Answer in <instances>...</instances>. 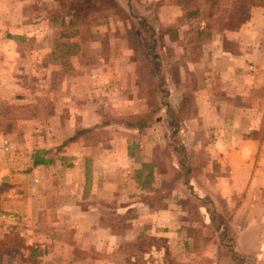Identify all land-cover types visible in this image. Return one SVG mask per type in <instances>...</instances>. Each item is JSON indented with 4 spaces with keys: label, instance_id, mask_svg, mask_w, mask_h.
Wrapping results in <instances>:
<instances>
[{
    "label": "rangeland",
    "instance_id": "obj_1",
    "mask_svg": "<svg viewBox=\"0 0 264 264\" xmlns=\"http://www.w3.org/2000/svg\"><path fill=\"white\" fill-rule=\"evenodd\" d=\"M221 48L243 68L208 78ZM0 102V264L89 225L127 233L76 264H238L264 233V0H0Z\"/></svg>",
    "mask_w": 264,
    "mask_h": 264
},
{
    "label": "crops",
    "instance_id": "obj_2",
    "mask_svg": "<svg viewBox=\"0 0 264 264\" xmlns=\"http://www.w3.org/2000/svg\"><path fill=\"white\" fill-rule=\"evenodd\" d=\"M219 52H220V55H224L226 57L228 56L230 58H233L232 63H230V62L225 63L224 61H217L216 63H217L219 68H212L211 69L210 68L211 66L209 65L207 75L209 74L210 71L212 72L214 70H217V72H218L219 70H226V69H228V71H232V74H233V72L236 71L235 69H238L239 67L243 68V65H241L242 62L237 63V61L243 57L242 55L237 54V55L231 56L227 51H224V49H222V48L220 49ZM226 66H228V68H225ZM237 74H239V72H237ZM223 75L225 76L227 74H224L223 71L221 73H219V77H222ZM208 78H209V75H208ZM221 82H223V81L221 80ZM203 83H206V79L203 81ZM89 177L90 176L88 174V176H86V178L84 177V179H83V181L86 180V182L83 183V188L81 187V189H80V192H79L80 199L82 198L83 191L86 192L89 188L88 187ZM60 191L64 192L62 190H60ZM59 194H63V193H59ZM77 212L79 214L80 213L85 214L86 211L84 208H82V209H79ZM258 222H260L259 224H261V227H262L261 232H264V220H260ZM93 226H97V224H94ZM251 226H253V224H251ZM72 227L75 229L79 228V226H72ZM92 229L93 228L90 225L87 227H84V226L80 227V238L76 239L74 242L67 243L66 241H63V242H60L56 245L55 240H48V239H47V241L45 240L46 242L43 245V247L46 248L47 252H46V254H45V252H42V253H44V254H42L43 256L38 257V258L42 259L43 261L46 260L47 264H56V262H63L62 264H76L77 262H82V260L85 262L86 261H92V257L97 254V251L100 247L101 248L102 247H109L111 245L112 241H116L118 245L121 244L123 241L124 235L127 233V232H124V233H121L119 235L116 234L118 236H115V234L112 233L110 226L108 224H106L101 229H97L94 231H92ZM253 229H255V228H253ZM256 230H258V229H256ZM260 237L261 238L257 237V234H255L253 231H251L250 238L246 241V244L243 245L242 243H240V249H236L235 252L238 254L241 253V255L248 252V253H250V255H252L253 257H255L257 259L261 258L264 262V233L262 235H260ZM104 244H106L107 246H105ZM111 247H114L113 244ZM116 249L117 248L114 247V249H112V250H114L113 252H115ZM92 251H94V253ZM57 253H59L58 254L59 255V258H58L59 261H56ZM32 259H35V257ZM71 261H73V263H70ZM260 264H262V263H260Z\"/></svg>",
    "mask_w": 264,
    "mask_h": 264
},
{
    "label": "trees",
    "instance_id": "obj_3",
    "mask_svg": "<svg viewBox=\"0 0 264 264\" xmlns=\"http://www.w3.org/2000/svg\"><path fill=\"white\" fill-rule=\"evenodd\" d=\"M120 13H122V12L120 11ZM142 20H144V19H142ZM141 27L143 28L144 25H142ZM148 32L149 31L147 29L143 32L145 34L144 38L146 39V42H145V45H142L141 51L145 54L146 59L150 63V60L155 59L157 57L156 56L157 54L154 53V51H153V45L155 44V40L153 38L154 36H152V33L148 34ZM148 69H149V67H148ZM148 71H150V69ZM183 98H184V102H185L184 104L186 105V107L187 108L191 107L192 103L186 102L187 100H190V98H187V96L185 94H184ZM26 108H29V107L17 108L18 114H22L23 110H26ZM166 108H168L167 111H168V113H170L169 107L166 106ZM13 110L14 109L11 108L10 106L3 105L0 102V129L3 133H8L10 128H11V121L14 118L13 114H12V112H14ZM11 114H12V116H10V118H9L8 116ZM175 118H176V116H175ZM146 119L147 118H138V117L126 118L124 121V123H125L124 127H126L127 129H133V130H137V131L143 130L146 126V122H147ZM85 132H87V130H82V131L76 132L71 138H69L66 141V143L74 141L78 135L85 133ZM50 163H51L50 159L44 158V156H41L40 153H38V152H35L32 155V166L33 167L45 166V165H49ZM147 207H149V208L151 207L150 203H147ZM207 213H209V222L212 223V225H214L215 229H218V227L220 226V220H219L218 214H215L214 212L211 213L208 211H207ZM109 226H110V229H111L113 234L119 235V234L124 232L123 230L119 229V227L114 225L113 223H110ZM30 254L33 258L35 255L34 250H32L30 252ZM232 255H234L236 263H238V264L242 263L241 259H239L238 255L236 253H234ZM242 255H246V254H242ZM220 257H222V256H220ZM251 259H253V257H251Z\"/></svg>",
    "mask_w": 264,
    "mask_h": 264
}]
</instances>
